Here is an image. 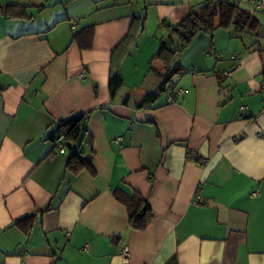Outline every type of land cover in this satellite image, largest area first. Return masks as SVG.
Segmentation results:
<instances>
[{
    "label": "crops",
    "instance_id": "crops-1",
    "mask_svg": "<svg viewBox=\"0 0 264 264\" xmlns=\"http://www.w3.org/2000/svg\"><path fill=\"white\" fill-rule=\"evenodd\" d=\"M204 1L0 0V264H264V14L240 4L255 29L197 36L176 60L184 94L138 106L160 85L159 40ZM89 112L91 169L72 177L50 137ZM115 190L147 202L144 232Z\"/></svg>",
    "mask_w": 264,
    "mask_h": 264
},
{
    "label": "trees",
    "instance_id": "trees-1",
    "mask_svg": "<svg viewBox=\"0 0 264 264\" xmlns=\"http://www.w3.org/2000/svg\"><path fill=\"white\" fill-rule=\"evenodd\" d=\"M239 3L234 0H205L177 25L169 31L171 38H161L159 46L149 63V71L159 79L160 85L154 94L146 95L138 104L143 107L155 102L162 94L166 100L167 88L173 92V102L176 96H179L178 90L174 87L173 78L182 74V68L177 64V58L180 53L188 47L192 41L199 35L213 37L218 30H233L236 34L246 33L254 30L256 27L253 15L239 7ZM16 6H6V12H2L5 17H9L8 10ZM264 14V13H262ZM93 26L84 27L72 35V42H75L79 49L89 50L92 47ZM136 35L130 29L128 35L111 52V59L116 64V72H111L108 77V87L111 97L119 91L123 85V79L119 72V64L123 59L129 57L130 49L136 42ZM173 42L178 43V47L170 48ZM152 61H158L161 69L156 70L152 66ZM3 89L0 88V93ZM92 112L87 114L70 117L57 123L54 133L51 135V141L57 135L63 137L67 147L68 157L65 163V173L72 177L77 176L84 170L91 169V160L93 150L90 148V154H85L83 147L90 143L91 138L87 133V121ZM69 152V153H68ZM114 199L123 205L128 216V228L137 232H144L153 219V213L147 202L137 194L131 197L124 195L119 191H113ZM50 210V204L43 212ZM41 212H39L40 214ZM34 216L25 217L23 220L31 219ZM22 220V221H23ZM21 223V222H18ZM17 223V224H18ZM165 264H177L175 256L171 257Z\"/></svg>",
    "mask_w": 264,
    "mask_h": 264
},
{
    "label": "built area",
    "instance_id": "built-area-1",
    "mask_svg": "<svg viewBox=\"0 0 264 264\" xmlns=\"http://www.w3.org/2000/svg\"><path fill=\"white\" fill-rule=\"evenodd\" d=\"M234 1L238 2L239 4H246V3L251 4L253 6L254 11L264 13V0H234ZM232 59L235 58L232 57ZM178 93L182 95L184 94V91L178 90ZM166 100L169 103L173 102V92L169 88H167ZM239 110L241 112H244L246 111V108L241 107L239 108ZM262 111H264V109H262ZM51 142H52L51 155L65 156L67 154V147L65 146V142L62 136L60 135L55 136ZM84 249H87V246H85ZM122 255L124 261L127 262L129 257V251L127 248H123Z\"/></svg>",
    "mask_w": 264,
    "mask_h": 264
},
{
    "label": "rangeland",
    "instance_id": "rangeland-1",
    "mask_svg": "<svg viewBox=\"0 0 264 264\" xmlns=\"http://www.w3.org/2000/svg\"><path fill=\"white\" fill-rule=\"evenodd\" d=\"M175 46H178L177 42L174 44Z\"/></svg>",
    "mask_w": 264,
    "mask_h": 264
},
{
    "label": "water",
    "instance_id": "water-1",
    "mask_svg": "<svg viewBox=\"0 0 264 264\" xmlns=\"http://www.w3.org/2000/svg\"><path fill=\"white\" fill-rule=\"evenodd\" d=\"M167 37H168V38H171V36H170V35H168Z\"/></svg>",
    "mask_w": 264,
    "mask_h": 264
}]
</instances>
